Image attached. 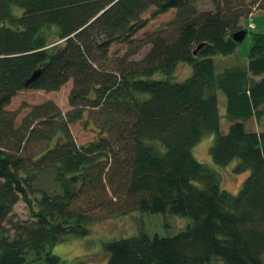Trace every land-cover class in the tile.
Here are the masks:
<instances>
[{"label":"trees","instance_id":"trees-1","mask_svg":"<svg viewBox=\"0 0 264 264\" xmlns=\"http://www.w3.org/2000/svg\"><path fill=\"white\" fill-rule=\"evenodd\" d=\"M254 8L264 11V0H0V264H65L50 249L134 212L192 223L172 237L113 240L107 264H264V131L246 126L264 106V33L247 65L218 72L214 59L236 52L231 36L249 32L242 21ZM172 10L162 28L135 38L146 12ZM116 43L129 50L115 62ZM147 46L142 60L130 59ZM181 62L193 73L175 82ZM69 81L70 111L48 101L17 126L8 106L19 92ZM85 113L99 137L78 146L69 126ZM207 135L215 164L237 161L233 173L249 175L238 194L194 156ZM44 174L51 188L37 187ZM21 200L34 221L6 227Z\"/></svg>","mask_w":264,"mask_h":264},{"label":"rangeland","instance_id":"rangeland-1","mask_svg":"<svg viewBox=\"0 0 264 264\" xmlns=\"http://www.w3.org/2000/svg\"><path fill=\"white\" fill-rule=\"evenodd\" d=\"M21 8L15 7L14 13L17 15L23 14ZM175 11H169L166 14L160 15L156 18L151 17V11L144 14V18L148 19V25L141 30L136 39L142 37L145 33H151L159 30L172 19ZM246 21H242V25L250 27L249 24H254V29H249L246 39L239 44L236 52L230 56H216L215 63L218 67V72H222L226 68L235 66H245L248 63L249 52L253 46V37L256 34L264 33V11L253 9V13ZM166 35V36H171ZM151 46H147L141 50L137 55L130 58L134 61L142 60L151 50ZM129 45L116 43L110 48L111 59L115 60L123 58L127 55ZM114 67V66H111ZM193 73V67L187 63H179L176 67L174 79L175 82H184ZM155 78H165L164 75L158 73ZM73 88V82L69 81L59 91L47 92L38 89H26L19 92L12 100L8 109L19 114L17 119V126H20L23 118L29 114L31 108L36 105L46 103L48 101L54 102L66 114L70 111V95ZM220 113L222 117V130L227 132L230 122L226 118V96L219 92ZM247 129L249 131H264V106L260 117L256 116L247 121ZM70 131L78 146H84L94 142L98 139L99 133L95 125L88 120L87 113L81 121L71 124ZM215 137L207 135L194 147V156L202 163L206 164L212 171L218 173L221 178V186L224 190L231 194H238L248 174L236 175L233 173L237 165V161L231 163L227 167H222L214 163L211 158L210 150L213 146ZM53 182L51 174H44L37 183V187L41 189L51 188ZM54 184V183H53ZM10 222L6 223V227L10 228V223H20L29 225L34 221L31 216L29 206L21 200L14 209ZM191 220L178 216H173L164 213H141L134 212L132 214L111 218L106 221L95 224L91 233L87 237H69L64 242L56 245L50 251L60 257L65 264H76L77 262H85L87 264H107L109 258L105 251V245L113 240L126 239L137 236L141 232L147 234L150 238L172 237L185 230L190 224ZM15 232L11 230V236L14 237Z\"/></svg>","mask_w":264,"mask_h":264},{"label":"water","instance_id":"water-1","mask_svg":"<svg viewBox=\"0 0 264 264\" xmlns=\"http://www.w3.org/2000/svg\"><path fill=\"white\" fill-rule=\"evenodd\" d=\"M247 34H248V33H247L246 30H241V31H238V32L234 33V34L231 36V38H232L236 43H242V42L246 39ZM203 47H204V45L199 46L198 49L195 51V55H196V54L198 53V51H199L200 49H202ZM40 74H41L40 72H36V73L32 76V78L30 79L29 82H33V81L37 80V79L39 78Z\"/></svg>","mask_w":264,"mask_h":264},{"label":"built area","instance_id":"built-area-1","mask_svg":"<svg viewBox=\"0 0 264 264\" xmlns=\"http://www.w3.org/2000/svg\"><path fill=\"white\" fill-rule=\"evenodd\" d=\"M254 24H250V29H254Z\"/></svg>","mask_w":264,"mask_h":264}]
</instances>
